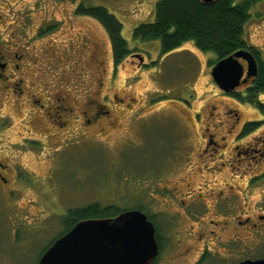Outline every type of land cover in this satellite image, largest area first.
Returning a JSON list of instances; mask_svg holds the SVG:
<instances>
[{"label":"rangeland","instance_id":"obj_1","mask_svg":"<svg viewBox=\"0 0 264 264\" xmlns=\"http://www.w3.org/2000/svg\"><path fill=\"white\" fill-rule=\"evenodd\" d=\"M160 1L0 0V38L6 46L20 45L39 88L63 96L77 90L81 105L98 101L114 115L92 129L79 126L75 137L68 135L62 145H55L56 141L41 137L44 128L39 122L30 131L23 128L28 106L17 108L14 99L6 104L3 122L10 124L0 127V161L13 160L21 167V175L16 182L11 179L10 188L0 191V264H39L45 249L64 232L61 218L70 209L99 204L134 210L143 205L149 208L153 199L157 205L166 202L153 188L159 178L164 182L178 167H187L181 159L187 151L175 154V149L180 150L175 146L179 138L187 134L183 119L191 122L206 105L230 101L211 76L217 62L214 53L201 52L194 43H187L163 56L160 41L134 39L138 27L155 23ZM81 7L103 8L114 16L123 26L128 49L145 58L147 67L139 59L114 66L105 28L97 20L79 15ZM250 15L245 40L249 48L260 49L264 58V1ZM101 63L104 74L97 68ZM72 81L77 85L67 84ZM105 95L114 98L116 105L104 101ZM120 100L126 101L125 106L117 105ZM129 107L134 111L128 112ZM115 110L119 113L114 114ZM189 158L185 159L190 163ZM162 173L166 175L162 177ZM223 178L231 184L237 180L236 176ZM220 183L212 189H221ZM167 186L172 190V184ZM144 192L154 196L143 197ZM155 208L174 212L164 202ZM159 225L165 249L156 264H191V258L178 256L180 250H176L181 249L176 235L179 227L174 230L165 220ZM219 259L223 261V257Z\"/></svg>","mask_w":264,"mask_h":264},{"label":"flooded vegetation","instance_id":"obj_2","mask_svg":"<svg viewBox=\"0 0 264 264\" xmlns=\"http://www.w3.org/2000/svg\"><path fill=\"white\" fill-rule=\"evenodd\" d=\"M105 31L110 39L106 28ZM21 50L18 44L6 46L0 38V127L10 124L8 120L3 122L2 110L12 99L17 108L28 106L22 120L23 128L30 131V126L39 122L44 128L41 137H49L50 141H56L55 145H62V140H66L68 135L75 137L79 126L92 129L114 116L112 109L98 101L82 106V96L77 90L63 96L40 89L34 74L29 72L27 55ZM254 50L261 58L254 54L260 73L261 61L264 62L263 52ZM141 58L143 61H140ZM137 59L143 67H147L145 58L132 51L126 61L132 60L134 63ZM112 61L115 64L113 48ZM241 63L245 68L241 86L230 93L220 90L224 98H229L233 104L230 101L208 104L202 112L194 114L191 122L183 119L187 134L183 139L179 138L175 146H179L180 150L175 149V154L183 155V150L187 151L188 154L181 158L188 163L187 167H178V172L171 173L172 178L164 182L161 178L157 182L154 180V192L166 199V202L158 205L164 202V207L171 212L174 209V212L169 214L157 210L154 199L149 208L142 206V212L150 221L153 220L156 235L162 239V247L158 243V258L165 249L159 223L165 220L174 226V230L179 227L176 235L180 239L181 249L178 246L176 250H180L178 256L191 258V264L264 262V88L258 87L259 74L247 80L248 64L243 60ZM97 68L104 74V63ZM63 76L71 79L70 73ZM245 80L247 82L243 83ZM67 84L77 85L73 81ZM103 98L116 105L114 98L107 95ZM125 104V100H120L117 105ZM130 111L134 110L129 107ZM117 113L119 110L114 111V114ZM108 122L111 123L110 120ZM198 128L200 135L196 136ZM24 140L33 144L42 143L35 139ZM184 157H192L189 158L190 163ZM20 168L13 160L0 161V191L10 188L11 179L15 182L19 179ZM228 176H236L237 180L231 184L223 178ZM196 179L198 181L194 182ZM219 182L222 188L212 189ZM169 184H172V190L167 186ZM157 185L160 186L158 189ZM203 186L205 191H210L205 192ZM186 189L187 192H184ZM151 193L148 195L144 192L142 196H154ZM182 223L187 226L183 227ZM219 257H223V261Z\"/></svg>","mask_w":264,"mask_h":264},{"label":"trees","instance_id":"obj_3","mask_svg":"<svg viewBox=\"0 0 264 264\" xmlns=\"http://www.w3.org/2000/svg\"><path fill=\"white\" fill-rule=\"evenodd\" d=\"M263 1L244 0L236 5L234 0H214L211 3L203 0H161L156 7L155 23L138 27L134 31V39L142 42L160 41L163 55L178 50L187 43H194L201 52L214 53L217 62L242 50L250 51L260 58L259 53L249 48L245 40V27L251 19L252 8ZM78 14L94 18L105 26L111 39L115 65L122 64L130 55V50L122 36L123 26L120 22L103 8L81 7ZM258 79V87L264 88L262 61ZM135 210L143 211V208L139 206ZM125 211L127 210L114 206L103 207L99 204L70 209L61 218L64 232L58 238L71 231L81 221L113 219ZM156 237L162 247V239L157 235ZM52 244L53 242L41 257Z\"/></svg>","mask_w":264,"mask_h":264},{"label":"water","instance_id":"obj_4","mask_svg":"<svg viewBox=\"0 0 264 264\" xmlns=\"http://www.w3.org/2000/svg\"><path fill=\"white\" fill-rule=\"evenodd\" d=\"M241 60L248 64L247 80L258 76L254 55L239 51L212 69L213 80L223 92L230 93L241 86L245 74ZM158 256L154 224L140 211H127L113 219L79 222L54 242L39 264H154Z\"/></svg>","mask_w":264,"mask_h":264}]
</instances>
